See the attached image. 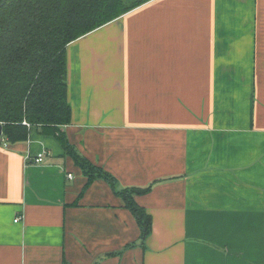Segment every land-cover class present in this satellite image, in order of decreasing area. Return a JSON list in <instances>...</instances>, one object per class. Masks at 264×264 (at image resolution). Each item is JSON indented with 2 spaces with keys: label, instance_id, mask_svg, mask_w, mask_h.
Here are the masks:
<instances>
[{
  "label": "crops",
  "instance_id": "0c3cea01",
  "mask_svg": "<svg viewBox=\"0 0 264 264\" xmlns=\"http://www.w3.org/2000/svg\"><path fill=\"white\" fill-rule=\"evenodd\" d=\"M67 59L63 129L119 188L153 183L152 232L126 249L123 199L34 129L0 143V264H264V0H148Z\"/></svg>",
  "mask_w": 264,
  "mask_h": 264
},
{
  "label": "trees",
  "instance_id": "16d2710c",
  "mask_svg": "<svg viewBox=\"0 0 264 264\" xmlns=\"http://www.w3.org/2000/svg\"><path fill=\"white\" fill-rule=\"evenodd\" d=\"M146 1L0 0V143L2 139L9 144L28 141L34 129L55 137L64 155L88 177L86 187L95 179L106 180L131 210L141 235L126 249L144 247L152 232V216L136 196L150 192L153 183L119 188L114 174L70 142L63 129L72 121L67 46Z\"/></svg>",
  "mask_w": 264,
  "mask_h": 264
},
{
  "label": "built area",
  "instance_id": "2783aa9c",
  "mask_svg": "<svg viewBox=\"0 0 264 264\" xmlns=\"http://www.w3.org/2000/svg\"><path fill=\"white\" fill-rule=\"evenodd\" d=\"M24 124H27V126H31L30 123H28L26 120L23 121ZM31 138V137H30ZM2 142L7 144L8 142L5 139H2ZM48 152L46 149H43L42 151H40L39 153H37L35 156H32L31 154H28L27 157V161L33 162V163H42L45 161V158L47 157ZM68 176L70 178L73 177V175L71 173L68 174ZM20 219V217H17L15 219V221H18Z\"/></svg>",
  "mask_w": 264,
  "mask_h": 264
},
{
  "label": "water",
  "instance_id": "95a60500",
  "mask_svg": "<svg viewBox=\"0 0 264 264\" xmlns=\"http://www.w3.org/2000/svg\"><path fill=\"white\" fill-rule=\"evenodd\" d=\"M2 130H3V127H2V125L0 124V134L2 133Z\"/></svg>",
  "mask_w": 264,
  "mask_h": 264
},
{
  "label": "rangeland",
  "instance_id": "374dc122",
  "mask_svg": "<svg viewBox=\"0 0 264 264\" xmlns=\"http://www.w3.org/2000/svg\"><path fill=\"white\" fill-rule=\"evenodd\" d=\"M126 1H131V0H126Z\"/></svg>",
  "mask_w": 264,
  "mask_h": 264
}]
</instances>
